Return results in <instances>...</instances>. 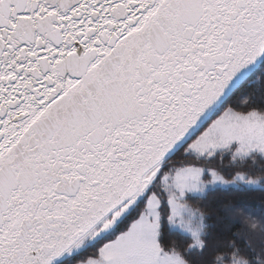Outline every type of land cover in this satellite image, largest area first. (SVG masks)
Wrapping results in <instances>:
<instances>
[{
    "label": "snow or ice",
    "instance_id": "1",
    "mask_svg": "<svg viewBox=\"0 0 264 264\" xmlns=\"http://www.w3.org/2000/svg\"><path fill=\"white\" fill-rule=\"evenodd\" d=\"M223 191L264 193V0H0V264H264Z\"/></svg>",
    "mask_w": 264,
    "mask_h": 264
},
{
    "label": "trees",
    "instance_id": "2",
    "mask_svg": "<svg viewBox=\"0 0 264 264\" xmlns=\"http://www.w3.org/2000/svg\"><path fill=\"white\" fill-rule=\"evenodd\" d=\"M247 90L246 86H242L239 92ZM264 193L256 192H235V191H223L210 194L208 199L204 201L203 208L205 212L211 213L213 221H215L221 209L225 207H231L233 205L246 207L254 210L257 213L264 208ZM228 222L224 220L221 222L220 231L227 234ZM63 264H72V261H64Z\"/></svg>",
    "mask_w": 264,
    "mask_h": 264
}]
</instances>
